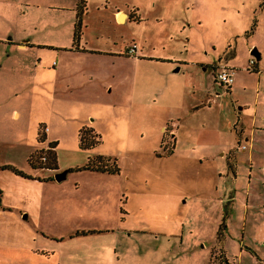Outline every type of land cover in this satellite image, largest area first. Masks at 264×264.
<instances>
[{
	"label": "rangeland",
	"instance_id": "rangeland-1",
	"mask_svg": "<svg viewBox=\"0 0 264 264\" xmlns=\"http://www.w3.org/2000/svg\"><path fill=\"white\" fill-rule=\"evenodd\" d=\"M76 3L0 0V264H127L114 232L73 231L116 223L167 235L156 246L164 264L171 253L179 264H206L210 252L216 262L223 250L229 263L264 264V73L258 97L237 87L230 99L192 62L212 58L214 69L234 46L237 69L255 49L264 72V0H84L80 14ZM130 44L135 56L124 54ZM141 54L189 64L164 73L171 64ZM190 71L194 98L208 89L221 107L184 119L174 145L169 121L194 100ZM233 100L257 108L245 121L260 129L246 142L234 140ZM85 127L99 135L91 149L77 144ZM222 145L234 148L226 158ZM48 152L53 167L29 166L31 153L49 165ZM96 154L118 173L81 169ZM145 240L126 239L128 252L152 249Z\"/></svg>",
	"mask_w": 264,
	"mask_h": 264
},
{
	"label": "crops",
	"instance_id": "crops-1",
	"mask_svg": "<svg viewBox=\"0 0 264 264\" xmlns=\"http://www.w3.org/2000/svg\"><path fill=\"white\" fill-rule=\"evenodd\" d=\"M119 13H123V14H119ZM123 15L124 17V20L123 22L127 21L128 20V17L127 15L120 9H117L114 11V16L116 18V21H117V18L119 16ZM19 45V44H18ZM22 45H24V43H22ZM250 47L247 48V50L249 49ZM246 50V51H247ZM233 54L228 57L225 62H223L222 64H218L217 67L215 66L214 69H212L211 66L207 65L208 64V61L209 59H212V58H209V59H205V60H193L192 62H194V65L196 66V68H198V66L201 67V70L204 71L206 68H209L210 71H212V85L213 84H218L219 86L223 87L227 93V95L230 97L233 98V92L236 91L237 87H241V89H252L253 90H256L255 91V97H258V91H259V88H260V84H261V80H262V76H263V71H261L259 68H258V61H259V58L257 60H255L248 52H246V55H245V61L246 63L241 66L239 69L236 68V64L233 63V60L236 56V53H235V48L233 46ZM143 56V58H137L135 59L136 61H140V60H151V61H154L156 64H162L164 65L165 63H169L171 64L170 67H167V68H164L162 69V71L164 73H173V72H176V71H179V70H184V68L186 67H183V66H187V64H189L186 61H176L174 60L173 62L171 61H168L169 59L168 58H165V57H162V56H152L151 54H147V55H144V54H141ZM219 54H217L216 56L214 57H217ZM135 56V55H133ZM253 59V64L252 65H249V61ZM174 65V66H173ZM174 68H173V67ZM247 66H252V68H247ZM228 68V69H231L233 71V75H232V82L231 84L228 86V87H225V86H222L220 85L217 81H215L213 79V71L214 70H217L219 68ZM170 68H172V70L170 71ZM190 68V67H189ZM189 68L188 71L190 70ZM198 70V69H197ZM196 70V71H197ZM199 73V72H198ZM183 74V73H182ZM193 74V71H190L189 74H188V82L190 83L189 84V89H188V92H189V97L193 98V102H191V104L187 105L184 112L181 113V114H178L176 116V119L174 121H169L170 125L172 126V137L173 140H174V145H175V139H176V136H177V127L178 125H180L182 123V121L184 119H187V118H190L191 116H193L194 113H196L200 108H205L206 110L207 109H212L214 108L215 106L216 107H221V105H219V94L216 93V92H211V90L209 91L207 89V92L205 95L201 96V100L200 99H196L194 98V86L192 84V81H191V75ZM184 75V74H183ZM246 77H249V78H252V81L250 80H247ZM211 88V87H209ZM218 99V100H217ZM231 99V98H230ZM234 101V102H233ZM232 102L235 104H232L231 106L233 107V115H235V123L233 125H235L236 129H234V140H235V143L237 142V136H240V139L241 141H244L246 142L248 140L247 137H249V140L251 137H253L252 133L250 132V130L252 128L255 127L254 124H251L250 123L248 124L246 121H245V117H248L251 115H249L250 113H253L256 111V107L253 109L252 108V105H257V99L256 101H254V104L250 103L249 101L248 102H239L237 100H233ZM238 103H241V106H236ZM252 104V105H251ZM162 126L161 125V129H162ZM233 127V126H232ZM249 128V129H248ZM214 129H217V125L214 127ZM254 129H257L259 130L260 128H254ZM247 134V135H246ZM252 135V136H251ZM248 146H246L247 148ZM174 148V147H173ZM245 146L243 149H246ZM218 149L222 150V152H219L218 156H224L226 158V151H229L231 149H234L233 147H230V145H225V146H220ZM211 156H212V153H211ZM227 161V160H226ZM217 185H215L214 187L216 188ZM125 203H126V206L124 208V213L125 214H130L131 211L134 210L133 207L131 206H127V199L125 200ZM131 208V209H130ZM127 211V213H126ZM123 219H125L124 217L121 218V220L123 221ZM73 231H83V232H87V231H99V232H114V240H115V244H117L118 246H120V250H122V247H124V251H121L122 252V255H123V260H122V263H127V264H164V262H162L165 254V250L166 249H162L160 248L159 250H156V246L158 243L161 242L160 239H163L166 241L167 240V235L165 236V234H153V235H147L149 232H145V228L144 227H139V229H133V228H128L126 226H120L118 223H116L114 226L113 225H105V226H101V225H97V226H90L88 228H84V229H75ZM135 232V233H134ZM146 237L147 240V243L152 245V249H149L147 246H145L144 244H140L139 247H146L145 250H139V255H133V253L131 252H128V243L129 241L126 242V239H129V238H139L141 239V241H143V238ZM163 241V240H162ZM174 242H176V240H174ZM146 243V242H145ZM174 244V243H172ZM125 246L127 248H125ZM138 247V249H139ZM168 249V248H167ZM119 250V249H118ZM211 251V250H210ZM169 253H170V249H169ZM172 255H168V257L170 258V261H172L174 264H179V258L174 254V253H171ZM223 256L224 258L226 259V256H225V252L223 250ZM128 257V258H127ZM167 258V257H165ZM209 258H210V255L208 256L207 258V262L206 264H208L209 262ZM130 260V261H128ZM168 260V259H167ZM226 261L228 262V260L226 259ZM229 263V262H228ZM229 264H232V263H229Z\"/></svg>",
	"mask_w": 264,
	"mask_h": 264
},
{
	"label": "trees",
	"instance_id": "trees-1",
	"mask_svg": "<svg viewBox=\"0 0 264 264\" xmlns=\"http://www.w3.org/2000/svg\"><path fill=\"white\" fill-rule=\"evenodd\" d=\"M75 7H76V12H78L80 14L82 12V10L84 9V0H77ZM78 13H76L77 19H76L75 25L73 27L74 28V31H73V40L74 41L78 40V34H77V29L79 26ZM38 129H39V127H38ZM38 129H37V134H38ZM42 134L43 133L39 134V137H41V140H39V141H42L44 139V136L42 137ZM99 142H100L99 135L97 133H95L91 128L85 127V128H81L78 131V143L77 144H78V147L80 149H91L94 146H96ZM48 146L53 148L54 143L49 142ZM172 151H173V148L171 147L170 149H167L158 155L159 156H166V155L171 154ZM45 158L48 159L49 165H38V164L34 165L32 163V153L28 156L27 162L31 168L53 167L54 162H55L53 152H48V156H46ZM81 169L96 171V172H105L108 174H116L119 171V168H118L114 158L105 157V156L100 155V154H96V155H93L91 157H88L86 162L81 166ZM13 171H14V173H16L20 176L23 175L18 170L13 169ZM81 233H85V232L81 231ZM212 254L213 253L210 252V258H209L208 264H229L226 261V259L224 258L222 252H219V255H217V258H219V259L216 262L212 260V256H213Z\"/></svg>",
	"mask_w": 264,
	"mask_h": 264
},
{
	"label": "built area",
	"instance_id": "built-area-1",
	"mask_svg": "<svg viewBox=\"0 0 264 264\" xmlns=\"http://www.w3.org/2000/svg\"><path fill=\"white\" fill-rule=\"evenodd\" d=\"M135 47L133 44L128 45L124 49V54L127 56H133L135 55ZM253 64V59L249 61V65ZM232 75L233 71L228 68H219L214 71L213 73V79L217 81L220 85L228 87L232 82ZM240 147L244 148V145H241Z\"/></svg>",
	"mask_w": 264,
	"mask_h": 264
},
{
	"label": "water",
	"instance_id": "water-1",
	"mask_svg": "<svg viewBox=\"0 0 264 264\" xmlns=\"http://www.w3.org/2000/svg\"><path fill=\"white\" fill-rule=\"evenodd\" d=\"M119 14H123V13H119ZM249 54H250L255 60H257L258 57H259V53H257V51H256L255 49H254V50H251V51L249 52ZM65 172H66V171H61V172L55 173L54 176H53L54 180L59 181V180L63 179V177H64V175H65Z\"/></svg>",
	"mask_w": 264,
	"mask_h": 264
},
{
	"label": "bare ground",
	"instance_id": "bare-ground-1",
	"mask_svg": "<svg viewBox=\"0 0 264 264\" xmlns=\"http://www.w3.org/2000/svg\"><path fill=\"white\" fill-rule=\"evenodd\" d=\"M118 19H119V21L123 22V20H124L123 15L119 16Z\"/></svg>",
	"mask_w": 264,
	"mask_h": 264
},
{
	"label": "flooded vegetation",
	"instance_id": "flooded-vegetation-1",
	"mask_svg": "<svg viewBox=\"0 0 264 264\" xmlns=\"http://www.w3.org/2000/svg\"><path fill=\"white\" fill-rule=\"evenodd\" d=\"M215 71V70H214ZM214 71H213V73H214Z\"/></svg>",
	"mask_w": 264,
	"mask_h": 264
}]
</instances>
